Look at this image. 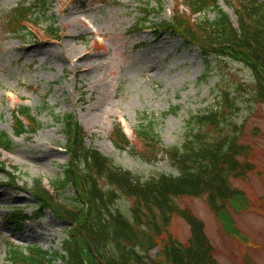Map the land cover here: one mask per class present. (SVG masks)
Masks as SVG:
<instances>
[{
	"label": "rangeland",
	"instance_id": "rangeland-1",
	"mask_svg": "<svg viewBox=\"0 0 264 264\" xmlns=\"http://www.w3.org/2000/svg\"><path fill=\"white\" fill-rule=\"evenodd\" d=\"M39 1L0 0V130L13 135V112L20 105L32 108L40 122L35 134L15 137L16 149L3 152L0 159L5 164L4 168L0 165V264L6 262L11 243L61 249L71 227L51 208L34 216L39 207L32 191L36 180L49 189L69 162L59 118L71 113L84 127L88 146L141 181H149L161 173L177 174L161 149L181 145L191 128L197 127L196 115L220 106L225 90L236 97L233 119L256 166L248 179L233 180L248 201L244 211L230 212L238 234L227 233L205 197H184L177 202L204 222L220 264H264V104L250 94L253 79L245 64L211 55L208 65L200 49L184 43L181 35L155 29L170 21L180 0H161L163 11L151 20L156 24L145 20L144 12L146 3L157 10L154 0H47L50 11L40 25L26 20L19 26L13 24L15 15L24 19L27 12L41 11ZM220 5L237 22L234 0H221ZM71 8L80 10L76 15L87 26L70 20L75 15L69 13ZM214 16L208 13L211 19ZM18 27L23 31L16 33ZM99 29L107 37L98 35ZM49 49L54 53H48ZM75 49L90 52L86 62L96 67H74L69 51ZM149 122L159 135L160 148L135 134ZM119 123L132 148L115 146L113 130ZM13 167L17 177L11 181L6 171ZM71 192L72 188L60 199ZM131 203L121 196L117 204L125 211ZM15 209L29 219L21 224L7 221ZM169 232L181 243L191 234L179 216L172 219Z\"/></svg>",
	"mask_w": 264,
	"mask_h": 264
},
{
	"label": "trees",
	"instance_id": "trees-1",
	"mask_svg": "<svg viewBox=\"0 0 264 264\" xmlns=\"http://www.w3.org/2000/svg\"><path fill=\"white\" fill-rule=\"evenodd\" d=\"M154 1L157 10L148 3L144 5L145 20L151 24L158 23L151 20L164 8L161 0ZM220 1H177L170 21L153 27L159 31L170 29L181 35L184 43L197 46L208 65L211 55L244 63L253 79L250 94L255 102L264 104V0H237V23L222 9ZM39 2L41 11L27 12L24 19L15 15L13 24L19 26L22 20L42 23L50 8L47 0ZM211 11L215 14L212 19L208 17ZM22 31L18 27L16 33ZM233 96L225 90L220 106L196 115L197 127L191 128L181 145L161 149L177 174L161 173L149 181H141L95 147L88 146L86 131L71 113L59 118L67 139L69 162L49 189L42 180H36L32 191L39 207L34 216H41L45 208H51L71 227L59 250L38 244L26 247L9 244L4 264H220L204 222L177 200L205 197L227 233L238 234L230 212L244 211L248 201L233 180L248 179L256 166L233 119L238 109ZM13 116V135L0 130V149L8 152L16 149L15 137L35 134L40 128L30 107L18 106ZM136 135L161 147L151 122L141 125ZM112 140L120 150L132 147L120 124L115 126ZM0 165L4 168V161L0 160ZM12 169L6 171L11 181L17 177V169ZM71 188V195L61 200L59 196ZM121 196L131 200L128 210L118 206ZM176 216L190 226L191 234L185 243L175 240L169 232ZM28 218L15 209L8 213L7 221L21 224Z\"/></svg>",
	"mask_w": 264,
	"mask_h": 264
},
{
	"label": "bare ground",
	"instance_id": "bare-ground-1",
	"mask_svg": "<svg viewBox=\"0 0 264 264\" xmlns=\"http://www.w3.org/2000/svg\"><path fill=\"white\" fill-rule=\"evenodd\" d=\"M78 11H80V10H76L75 8H71L70 10H69V13L70 14H75V15H73L72 17H71V21L72 22H74V23H76L75 22V20H78V22L80 21H82V23L83 24H85V26H87L88 24L83 20V18L81 17V15H76V13L78 12ZM82 11V10H81ZM97 32V34L98 35H100V36H106L107 37V35L105 34V33H102V31L99 29V30H97L96 31ZM72 49V48H71ZM48 53H54V50L53 49H49L48 50ZM90 52H82L81 50H70L69 51V54H71V59H72V65L74 66V67H77V68H82V70L83 69H86V70H93L96 66H95V64H93V63H88V62H86V58H87V55L89 54ZM145 57L146 58H148V55H145ZM82 66H84V67H82Z\"/></svg>",
	"mask_w": 264,
	"mask_h": 264
}]
</instances>
